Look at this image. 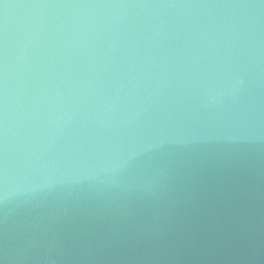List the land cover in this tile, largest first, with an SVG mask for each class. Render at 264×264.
Listing matches in <instances>:
<instances>
[{
  "label": "water",
  "instance_id": "obj_1",
  "mask_svg": "<svg viewBox=\"0 0 264 264\" xmlns=\"http://www.w3.org/2000/svg\"><path fill=\"white\" fill-rule=\"evenodd\" d=\"M0 264H264V0H0Z\"/></svg>",
  "mask_w": 264,
  "mask_h": 264
}]
</instances>
